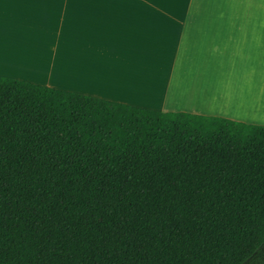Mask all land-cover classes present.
<instances>
[{"label":"trees","instance_id":"1","mask_svg":"<svg viewBox=\"0 0 264 264\" xmlns=\"http://www.w3.org/2000/svg\"><path fill=\"white\" fill-rule=\"evenodd\" d=\"M0 264H264V125L0 76Z\"/></svg>","mask_w":264,"mask_h":264},{"label":"crops","instance_id":"2","mask_svg":"<svg viewBox=\"0 0 264 264\" xmlns=\"http://www.w3.org/2000/svg\"><path fill=\"white\" fill-rule=\"evenodd\" d=\"M0 76L264 125V0H0Z\"/></svg>","mask_w":264,"mask_h":264}]
</instances>
